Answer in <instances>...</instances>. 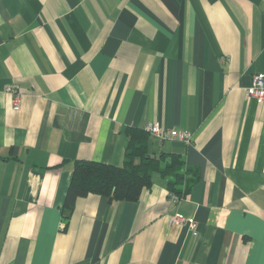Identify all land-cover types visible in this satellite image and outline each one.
<instances>
[{
    "label": "crops",
    "instance_id": "obj_1",
    "mask_svg": "<svg viewBox=\"0 0 264 264\" xmlns=\"http://www.w3.org/2000/svg\"><path fill=\"white\" fill-rule=\"evenodd\" d=\"M258 73L264 0H0V264H264ZM155 122L192 133L146 130L198 176L186 194L157 170L138 201L64 207L77 160L123 166Z\"/></svg>",
    "mask_w": 264,
    "mask_h": 264
},
{
    "label": "trees",
    "instance_id": "obj_2",
    "mask_svg": "<svg viewBox=\"0 0 264 264\" xmlns=\"http://www.w3.org/2000/svg\"><path fill=\"white\" fill-rule=\"evenodd\" d=\"M129 146L123 166H116L95 160H77L73 177L68 187L64 207L71 211L79 197L89 193L107 195L118 200L138 201L144 188L153 183L154 171L167 175L175 172L170 183L172 191L186 194L198 176L185 169V160L179 154H172L165 160L164 155L155 157L149 152V132L143 128H131ZM184 184V187L182 185Z\"/></svg>",
    "mask_w": 264,
    "mask_h": 264
},
{
    "label": "built area",
    "instance_id": "obj_3",
    "mask_svg": "<svg viewBox=\"0 0 264 264\" xmlns=\"http://www.w3.org/2000/svg\"><path fill=\"white\" fill-rule=\"evenodd\" d=\"M14 94V108L19 109L21 103V89L17 84H12L9 87ZM247 93L250 97L255 98L258 102H264V73H258L254 75L251 85L247 89ZM146 130L161 136L162 138H177L187 143L192 142V133L188 130L174 129L171 131L164 130L160 123L155 122L146 126ZM174 196V195H173ZM178 200V197L175 196ZM173 220L179 223H187L192 229H196V221L192 217H187L182 213H176Z\"/></svg>",
    "mask_w": 264,
    "mask_h": 264
}]
</instances>
